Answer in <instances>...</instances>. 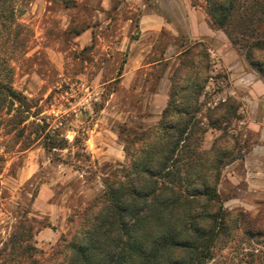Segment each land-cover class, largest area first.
Wrapping results in <instances>:
<instances>
[{
  "label": "rangeland",
  "instance_id": "374dc122",
  "mask_svg": "<svg viewBox=\"0 0 264 264\" xmlns=\"http://www.w3.org/2000/svg\"><path fill=\"white\" fill-rule=\"evenodd\" d=\"M191 3L205 9L204 0ZM13 5L11 20L0 29V80L24 104L16 116L23 121L14 128L9 119L18 103L0 104V247L17 221L27 219L34 227L36 257L53 264L64 260L63 240L101 194L102 179L124 162L123 140L147 129L145 114L127 113L136 99L111 81L125 60V50L112 45L123 41L125 19L131 20L129 41L135 40L142 10L159 6L155 0H13ZM227 41L221 56L203 44L190 46L173 77L185 85L179 108L193 113L205 130L197 136L201 149L214 146L223 153L218 192L224 208L247 215L239 246L231 243L220 254L239 264L252 254L256 261L250 264H264V53L256 54L259 72ZM111 141L122 147L120 160L108 158ZM254 168L262 169V178L248 174ZM45 232L56 236L48 240Z\"/></svg>",
  "mask_w": 264,
  "mask_h": 264
},
{
  "label": "trees",
  "instance_id": "16d2710c",
  "mask_svg": "<svg viewBox=\"0 0 264 264\" xmlns=\"http://www.w3.org/2000/svg\"><path fill=\"white\" fill-rule=\"evenodd\" d=\"M212 24L231 46L262 71L264 0H204ZM14 13L13 0H0V29ZM188 78H184L183 82ZM179 78L173 77L166 108L158 123L123 140L124 162L102 179L103 189L80 214L64 260L53 264H239L220 253L239 234L246 214L229 211L218 192L223 153L202 150L204 129L194 114L180 109ZM22 95L0 80V104H24ZM11 110V109H10ZM223 118L228 114L221 113ZM214 124V123H212ZM51 149V145H45ZM0 247V264H43L36 257L34 227L19 219ZM221 258V259H220ZM247 264L256 261L245 256ZM260 263V262H259Z\"/></svg>",
  "mask_w": 264,
  "mask_h": 264
},
{
  "label": "crops",
  "instance_id": "0c3cea01",
  "mask_svg": "<svg viewBox=\"0 0 264 264\" xmlns=\"http://www.w3.org/2000/svg\"><path fill=\"white\" fill-rule=\"evenodd\" d=\"M155 3L159 8L142 10L135 40L129 41L127 33L131 20L125 19L121 26L123 41L112 45L114 50H125V60L117 77L111 81H117L119 88L136 99L131 106L134 110H127V113L145 114L142 122L147 128L160 120L179 58L189 47L203 44L208 52L213 48L221 56L228 45L226 36L212 24L204 6L194 5L191 0H155ZM114 146L118 145L111 141L106 151L108 158L120 160L122 147ZM247 170L248 174L251 171L249 175L263 177L262 169ZM41 234L48 240L56 236L47 232Z\"/></svg>",
  "mask_w": 264,
  "mask_h": 264
},
{
  "label": "flooded vegetation",
  "instance_id": "af4514ba",
  "mask_svg": "<svg viewBox=\"0 0 264 264\" xmlns=\"http://www.w3.org/2000/svg\"><path fill=\"white\" fill-rule=\"evenodd\" d=\"M259 237H261V236H259Z\"/></svg>",
  "mask_w": 264,
  "mask_h": 264
}]
</instances>
